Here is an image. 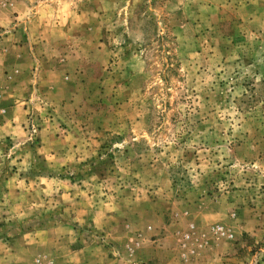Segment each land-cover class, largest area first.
<instances>
[{
  "label": "rangeland",
  "instance_id": "374dc122",
  "mask_svg": "<svg viewBox=\"0 0 264 264\" xmlns=\"http://www.w3.org/2000/svg\"><path fill=\"white\" fill-rule=\"evenodd\" d=\"M13 1L0 264H264V0Z\"/></svg>",
  "mask_w": 264,
  "mask_h": 264
},
{
  "label": "crops",
  "instance_id": "0c3cea01",
  "mask_svg": "<svg viewBox=\"0 0 264 264\" xmlns=\"http://www.w3.org/2000/svg\"><path fill=\"white\" fill-rule=\"evenodd\" d=\"M59 2H61L60 0H58ZM14 2V4L16 5V7H17V0H14L13 1ZM20 6V5H19ZM60 7H62L61 5H58V9L57 10H55V8H54V12H56V17H60V18H63L64 16L66 17V16H69V14H67L65 11H63V10H61L60 9ZM61 10V11H60ZM32 11V10H31ZM28 12H30V11H28ZM27 12V13H28ZM19 15L21 16H23V12H19ZM18 15V16H19ZM17 16V17H18ZM19 32H20V30H18ZM4 124V123H3ZM6 125V124H5ZM84 258L85 259H87V258H89V257H87V256H84ZM88 260V259H87ZM87 260H83V264H87L86 262H87ZM125 260H132V258L130 259L128 256H126V258L124 257V258H120V257H116V258H114V257H112L111 255H108L106 258H100L99 260H97L96 258L94 259V261H95V264H128V263H126L125 262ZM136 260H141V261H144V262H146V257L143 255V253H139L138 254V256H137V258H136ZM147 263V262H146ZM129 264H132L131 262L129 263ZM137 264V263H136Z\"/></svg>",
  "mask_w": 264,
  "mask_h": 264
}]
</instances>
